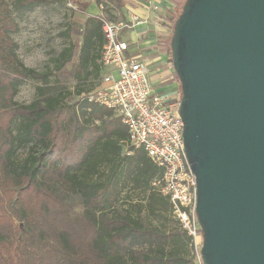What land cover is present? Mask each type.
Here are the masks:
<instances>
[{
    "label": "trees",
    "instance_id": "obj_1",
    "mask_svg": "<svg viewBox=\"0 0 264 264\" xmlns=\"http://www.w3.org/2000/svg\"><path fill=\"white\" fill-rule=\"evenodd\" d=\"M49 1L0 0V264H195L192 236L154 184L163 167L143 147L127 154L120 117L87 98L105 73L100 15H88L80 29L74 88L60 73L74 43L55 70L22 59L18 16ZM96 1L118 20L123 0ZM28 80L34 96L20 102Z\"/></svg>",
    "mask_w": 264,
    "mask_h": 264
},
{
    "label": "water",
    "instance_id": "obj_2",
    "mask_svg": "<svg viewBox=\"0 0 264 264\" xmlns=\"http://www.w3.org/2000/svg\"><path fill=\"white\" fill-rule=\"evenodd\" d=\"M204 264H264V0H186L171 38Z\"/></svg>",
    "mask_w": 264,
    "mask_h": 264
},
{
    "label": "built area",
    "instance_id": "obj_3",
    "mask_svg": "<svg viewBox=\"0 0 264 264\" xmlns=\"http://www.w3.org/2000/svg\"><path fill=\"white\" fill-rule=\"evenodd\" d=\"M146 8L157 10L160 5L152 2ZM100 19L105 36L100 62L105 73L87 98L108 106L120 117L128 132V138L120 140L127 154L131 148L143 147L163 167V177L154 184L169 196L182 227L192 236L195 264H204L202 229L196 211L197 180L186 155L184 122L179 113L181 98L172 101L154 89L149 62L141 52L132 50L123 36L126 29L147 22L145 18L134 15L131 20L112 21L102 13Z\"/></svg>",
    "mask_w": 264,
    "mask_h": 264
},
{
    "label": "rangeland",
    "instance_id": "obj_4",
    "mask_svg": "<svg viewBox=\"0 0 264 264\" xmlns=\"http://www.w3.org/2000/svg\"><path fill=\"white\" fill-rule=\"evenodd\" d=\"M7 1L11 3L13 0ZM78 2L76 3L74 0H50L46 4L37 6L32 11L18 16L22 29L15 35L20 45V55L26 65L40 71L55 70L56 57L65 46L74 43L73 58L66 63L60 72L71 89L74 88L75 84L71 70L73 63L77 60L79 46L82 42L80 34L82 25L88 15H100L102 10H107L108 14L111 13L108 9H103L104 5L100 6L96 0L88 4L84 3V0H78ZM116 16L118 17L117 21H119L121 15L117 12ZM114 75L118 77L116 71ZM35 84L34 80L26 81L21 87L17 99L20 102L30 101L34 96ZM27 151L26 148L21 149L18 158H23ZM152 220L157 224L156 219Z\"/></svg>",
    "mask_w": 264,
    "mask_h": 264
},
{
    "label": "crops",
    "instance_id": "obj_5",
    "mask_svg": "<svg viewBox=\"0 0 264 264\" xmlns=\"http://www.w3.org/2000/svg\"><path fill=\"white\" fill-rule=\"evenodd\" d=\"M123 1V7L118 10L120 20H131L134 15H138L147 21L126 29L124 38L129 41L132 50L141 52L149 62L154 89L177 101L178 97L181 98V83L171 61L170 41L174 21L186 0ZM152 2L158 3L160 8L148 10L146 6Z\"/></svg>",
    "mask_w": 264,
    "mask_h": 264
}]
</instances>
